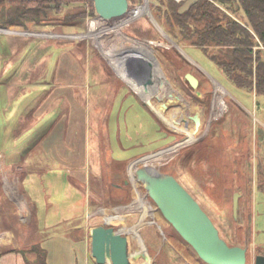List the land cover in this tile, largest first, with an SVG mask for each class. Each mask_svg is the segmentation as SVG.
Masks as SVG:
<instances>
[{
  "label": "rangeland",
  "instance_id": "rangeland-1",
  "mask_svg": "<svg viewBox=\"0 0 264 264\" xmlns=\"http://www.w3.org/2000/svg\"><path fill=\"white\" fill-rule=\"evenodd\" d=\"M145 3L147 13L120 29L126 36L143 42L153 49L165 79L181 99L170 102L164 98L162 100L163 108L175 112L176 118L181 121L180 125L188 128L185 131L172 130L167 125L169 117H167L168 115L165 116L164 111H161L159 115L145 103L142 104L136 96L140 97L136 91L137 88H132L137 93L135 94L122 81V76L133 81V72L130 71L131 66H134L132 62L120 60L112 65L102 56L101 49L96 46L92 39L71 37V35L77 36L86 33L89 21L96 19V14L93 17H88L80 30L63 25L60 21L64 15H58L51 16L49 21L40 24L29 23L26 28L21 25L3 27V29H12L21 34L0 33V38L28 37L39 43L49 41L61 46L66 45V48L76 54L86 69L87 82L79 88V95L83 97L79 99L86 110L84 146L86 179L83 187H79V191L82 192V200H79L71 209L67 223L54 226L47 231L49 232L47 238L51 240L61 238L75 250L76 246L78 247L81 243L78 240L83 237L87 263L95 264L90 255V230L94 227L105 226L112 227L116 231L125 224L129 226L134 223L136 224V228L132 230L135 233L134 240L144 242L147 254L151 259L147 264H205L163 218L141 183L135 187L136 182L131 178L129 168L132 167L134 173V168L141 167V164L146 161L147 166L155 171L173 176L208 215L218 230L219 236L224 241L229 242L230 246L246 248V264H254V258L261 255L258 252L259 247H264V194L257 190L253 191L251 207L253 232L249 235L245 218H238L237 216L236 219H232L231 198L228 197L217 202L211 197L208 188L210 182L207 179L210 166L202 159L199 172L193 170L192 157L194 151L192 148L208 133L210 134L214 123L223 117H226L227 121L223 123L222 130L218 131V135L222 137V140H224V135L229 136L231 140L229 141L236 145L239 125L237 126L235 123L231 125L228 121L229 106L224 98L228 95L217 93L209 78L223 87L231 96L230 98L246 110L252 118V125L260 124L263 128L264 123L261 116L264 112V96H256L247 90L234 86L200 50L185 48L182 50L184 54L206 72V79H202L197 88L201 96L196 95L195 90L191 89L183 78L187 69L175 65L163 54L164 50L161 49H168L171 47V43L162 36L161 32L146 16L149 12L151 14V11L149 2L148 6L147 1ZM129 4V10L133 11L135 6L142 4V0L139 4L132 1H129ZM65 13L67 12L65 11ZM151 16L153 17L152 14ZM116 21L118 22V18L116 20H103L102 24L111 27ZM157 26L159 27V25ZM24 32L51 33L55 36H32ZM118 42V38L112 31L103 33L102 44L109 46L117 45ZM127 46L128 44H126ZM44 69L41 67V72ZM44 86L40 85V88L43 89ZM108 90L111 91L109 95L112 97L113 94H116L115 98H110L111 101L109 97L106 98ZM105 93L106 96H104ZM217 97L223 100L224 106L216 113L211 114V107ZM140 98L144 101L142 97ZM109 101V109L113 111L109 114V120L106 124V107ZM234 114L237 115L238 113L235 112ZM195 115L199 118V127L194 134V122L191 117ZM117 126L128 131V136L132 138L131 144L138 143V145H126L123 138L120 139L123 145H118V142L113 138ZM106 130L109 135L110 148L105 138ZM15 132L19 133L18 130ZM185 133L191 134L194 139L187 141ZM253 148L255 150L256 146L254 145ZM30 149V151L28 149L22 150L21 159L12 161L2 154V146H0V235L9 232L12 238L5 247L11 244L28 245L31 243L34 245L41 238L36 230V219L32 206L37 210L41 204L56 203L61 208L59 214L46 217L53 222L57 221L58 218L64 219L68 213L64 203H70L72 200L68 196L70 193L69 188L66 187L68 178L62 165L60 167L50 156H46L41 146L36 145ZM188 149H190V157L185 154ZM110 151L114 159L122 161L134 158L144 152L147 153L140 155L139 157H144L137 162L130 161L122 168L115 165L111 160ZM3 152L5 151L3 150ZM237 155L236 152L233 154V156ZM253 163L255 169L256 160H253ZM122 180L127 183L124 188L117 191L115 186L119 185ZM7 185L22 199L25 206L24 210L13 201L10 192L6 189ZM136 190L139 191L140 196L138 197H136ZM241 205L245 211L247 207L251 206L247 201H242ZM41 212L44 214L43 211ZM43 214L40 217H43ZM121 234L127 238V253L130 255L137 247L128 234ZM8 238L9 234L4 235V241L0 240V244L7 243ZM142 261L143 258L129 257V264H139Z\"/></svg>",
  "mask_w": 264,
  "mask_h": 264
},
{
  "label": "trees",
  "instance_id": "trees-1",
  "mask_svg": "<svg viewBox=\"0 0 264 264\" xmlns=\"http://www.w3.org/2000/svg\"><path fill=\"white\" fill-rule=\"evenodd\" d=\"M127 1L141 3V0ZM181 5L182 3L174 0H149L150 11L156 23L181 50H200L234 86L256 96H264V0H199L188 11L179 14L178 8ZM58 15H64L60 21L63 25L80 30L86 19L95 15L93 1L0 0L1 28L10 25L26 28L29 23L40 24L49 21L51 16ZM161 50H164L163 54L175 65L187 69L184 74H193L199 85L202 79H206L205 74L173 46ZM224 98L229 106V123L239 125L236 145L230 142L227 135H224V140L219 137L218 131L222 130L223 123L227 121L226 117L221 118L214 123L210 134L192 148L193 170L199 172L202 159L210 166L208 188L211 197L217 202L228 197L232 201L233 195L239 194L236 217L246 219L250 235L253 232V191L264 194V128L260 124L252 125V118L246 110L229 96ZM235 112L238 114L235 115ZM261 120L264 123V112ZM189 150L185 154L190 157ZM235 152L238 153L237 156H233ZM253 160H256L255 169ZM113 162L122 168L127 165V161ZM125 185L122 180L115 189L120 191ZM242 201L251 205L246 211L242 208ZM236 217L232 214L233 220ZM115 232L128 234L136 245L137 248L129 257L137 253L146 255L148 258L139 264H147L151 260L144 242L134 240L135 233L132 230ZM226 243L230 245L229 242ZM30 251L35 252L37 258L28 264H45L44 253L40 251L38 244L32 245ZM258 252L264 256V247H259ZM107 260V264H111L108 258Z\"/></svg>",
  "mask_w": 264,
  "mask_h": 264
},
{
  "label": "crops",
  "instance_id": "crops-1",
  "mask_svg": "<svg viewBox=\"0 0 264 264\" xmlns=\"http://www.w3.org/2000/svg\"><path fill=\"white\" fill-rule=\"evenodd\" d=\"M190 61L204 74L206 73L200 65L193 60ZM41 67L45 68L42 72ZM85 71V67L76 54L67 49L66 45L61 46L49 41L39 43L28 37L0 38L2 154L12 161H17L21 159L22 150L30 151V147L39 145L46 156H50L60 167L62 165L68 178L66 187L69 188L68 196L72 200L70 203H64L68 211L64 219L58 218L53 222L46 219L53 214H55L53 216L59 214L61 208L56 203L41 204L37 210L31 204L36 219V230L41 235L36 244L44 253L45 264H88L82 236L81 240H78L81 243L78 247L75 245V250L61 238L53 240L47 238L49 233L47 231L54 226L67 223L71 209L79 200H82L79 187H83L86 179L84 169L86 110L80 100L83 97L79 95V88L87 82ZM40 85L45 86L41 89ZM107 92L108 95L106 96L105 93L104 96L110 99L111 91ZM136 96L144 104L141 98ZM110 101L106 107V124L109 114L113 111L109 109ZM146 109L150 113L148 107ZM151 116L153 117L152 114ZM17 130L19 133L15 132ZM115 130L116 134L113 138L118 145H123L121 138L125 140L126 145H138V143L131 144L132 138L128 136L125 128L117 126ZM105 138L110 148L107 130ZM145 153L147 152L140 155ZM140 155L123 161H127L128 164ZM110 158L112 161H122L114 159L111 151ZM41 214L43 217H40ZM7 234H9V241L0 244V264H28L30 261H35L36 253L30 251L33 244H11L5 247L12 239L9 232H4L3 236ZM107 263L108 260L104 264Z\"/></svg>",
  "mask_w": 264,
  "mask_h": 264
},
{
  "label": "water",
  "instance_id": "water-1",
  "mask_svg": "<svg viewBox=\"0 0 264 264\" xmlns=\"http://www.w3.org/2000/svg\"><path fill=\"white\" fill-rule=\"evenodd\" d=\"M92 1L95 14L104 21L121 18L128 12L129 4L127 0ZM198 1H184L178 8V13H185ZM147 17L154 24L155 20L150 12ZM158 29H160L159 31L162 36L171 43V46L175 47L190 61L162 29L159 27ZM183 78L189 87L195 90L196 95L201 96V93L197 91L199 85L197 78L191 73L184 74ZM209 79L214 81L211 78ZM165 81L168 82L166 79ZM130 89L137 94L132 88ZM227 95L231 97L228 92ZM143 102L148 106L146 101ZM191 118L194 122L193 133L195 134L199 127V118L196 115ZM142 157L144 156L132 162L138 161ZM129 165L127 166V171ZM134 175L145 189L148 197L154 202L163 218L193 249L202 262L205 264H246V248L228 245L219 236L218 230L208 215L173 176L161 174L154 169L151 170V167L147 166V164L136 167ZM238 198V193H235L232 197V214L234 218L237 215ZM127 243V238L115 232L112 227L98 226L90 230V255L95 264H104L107 258L111 261V264H129ZM133 258L147 259L148 257L137 253ZM254 264H264V256L257 255L254 258Z\"/></svg>",
  "mask_w": 264,
  "mask_h": 264
},
{
  "label": "bare ground",
  "instance_id": "bare-ground-1",
  "mask_svg": "<svg viewBox=\"0 0 264 264\" xmlns=\"http://www.w3.org/2000/svg\"><path fill=\"white\" fill-rule=\"evenodd\" d=\"M139 10L136 11L135 16H141V15L147 13L146 3L141 8H139ZM102 22H103V20L98 18V17L96 19H92L88 23L86 33L79 34L77 36L71 35V37L92 39L94 41V43L96 44V46L101 49L102 56L107 61H109L112 65H115L117 63V61H120V60L132 62L134 65L133 67H135V68H133L131 66L130 71L133 72L132 76L135 79V80L133 79V81H135V82L133 83V81H130L125 76H122V81L125 84H127L128 86H130V88H137L136 91H137V93L140 94V97H142L143 100L146 101L148 106L150 108H152L156 113L159 114V113H161V111H164L166 113L165 116L168 115L167 117H169V123L167 125H169V127L172 130H175L177 132L187 130L188 128H185V127L180 125L181 121H180V119L176 118L175 112L163 108V101L162 100L164 98L168 99V101H170V102L175 101L177 99H179V100H181V99H180L179 95L176 94V91L172 88L170 83L165 81L164 73L162 71V68H161V65H160L158 59L156 58L155 54L152 51L153 49H151L147 44H144L143 42L137 41V40L130 38V37L126 36L125 34H123L121 32V29H120L124 25L123 19L118 18V22L116 21L115 24H113V26H111V27L103 25ZM154 24H155V27L158 29L157 24L155 22H154ZM158 30H160V29H158ZM107 31H112L114 33V35L118 38L119 42L117 45L107 46L105 44H102L103 33L107 32ZM0 33L12 34V33H20V32L14 31L12 29H3V28L1 29L0 28ZM25 34L34 35V36H45V37L55 36L54 34L52 35L51 33H41V34L25 33ZM126 44H128L127 47H126ZM212 82L214 84V89L217 93H221L223 95L227 94V92L218 83H216L214 81H212ZM183 101H184V99H183ZM223 106H224L223 100L219 97L215 98L214 103L211 107L210 113L211 114L216 113V111L219 110ZM185 135H187L186 136L187 141L194 139L191 134L188 135L187 133H185ZM144 164H146V161H145V163L141 164V166ZM151 170H153V169L151 168ZM129 173H130L131 178L135 180L134 181V182H136L135 187H137L139 185V182L137 181V179H136V177L132 171V167L129 168ZM128 177H129V174H128ZM129 181H130V177H129ZM6 189H7V191L10 192V194H11L10 196L13 199V201L16 202L21 207V209H23L25 206L22 203V199L18 195H16L13 190H10L8 185H7ZM138 193H139V191L136 190V197L140 196ZM151 211H152V209H151ZM135 228H136V224H134V223L132 225H129V226L125 224L121 228L117 229L116 231L134 230ZM0 240L4 241L3 235L2 236L0 235ZM110 263H111V261H110Z\"/></svg>",
  "mask_w": 264,
  "mask_h": 264
},
{
  "label": "built area",
  "instance_id": "built-area-1",
  "mask_svg": "<svg viewBox=\"0 0 264 264\" xmlns=\"http://www.w3.org/2000/svg\"><path fill=\"white\" fill-rule=\"evenodd\" d=\"M145 1H147V6H148V2L149 1L148 0H142V4L141 5H138V6H135V8L133 9V11H130L129 10V7H128V12L123 17H121V19L124 20V23H123L124 25L123 26H128L130 23L134 22L139 17L144 16V15L135 16V13H136L137 10H139V8H141L145 4ZM174 1L176 3H183L186 0H174ZM128 4H129V2H128ZM129 6H130V4H129Z\"/></svg>",
  "mask_w": 264,
  "mask_h": 264
}]
</instances>
